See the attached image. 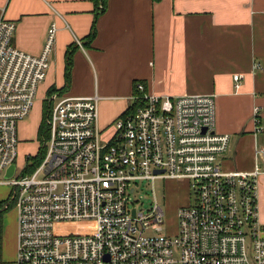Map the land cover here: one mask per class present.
Wrapping results in <instances>:
<instances>
[{
    "label": "built area",
    "instance_id": "obj_1",
    "mask_svg": "<svg viewBox=\"0 0 264 264\" xmlns=\"http://www.w3.org/2000/svg\"><path fill=\"white\" fill-rule=\"evenodd\" d=\"M56 29L53 23L35 55L15 45L16 22L0 17V184L13 187L18 212L17 257L0 264H264L258 207L264 147L256 145L252 170H223L230 134L216 130L213 94L155 95L137 81L133 108L105 135L98 95L54 92L49 136L37 151L46 147L45 156L30 171L37 153L28 154L19 169V123L51 68ZM242 79L234 75L236 90ZM157 179H187L194 194L179 208L173 234L148 233L166 222L156 198L147 209L129 199L132 183Z\"/></svg>",
    "mask_w": 264,
    "mask_h": 264
},
{
    "label": "crops",
    "instance_id": "obj_2",
    "mask_svg": "<svg viewBox=\"0 0 264 264\" xmlns=\"http://www.w3.org/2000/svg\"><path fill=\"white\" fill-rule=\"evenodd\" d=\"M101 3L0 0V17L16 22L15 45L28 53L40 54L49 27L57 26L52 65L39 87L42 117L49 88L66 83L71 49L70 87L57 94L98 95L105 135L131 106L137 81L155 95L213 94L216 130L230 134L223 170H252L256 145L264 147V0H108L90 40ZM235 74L243 76L238 90ZM258 207L264 226V174L258 178Z\"/></svg>",
    "mask_w": 264,
    "mask_h": 264
},
{
    "label": "rangeland",
    "instance_id": "obj_3",
    "mask_svg": "<svg viewBox=\"0 0 264 264\" xmlns=\"http://www.w3.org/2000/svg\"><path fill=\"white\" fill-rule=\"evenodd\" d=\"M43 90L40 88L38 99L36 100L31 113L19 123V155L17 165L19 169L25 166L27 162L25 155H34L40 147L38 137V125L42 119L41 98ZM45 100L46 104L49 102ZM44 103L43 109H47ZM45 136L43 139H46ZM136 191L129 196L130 201L137 208H149L155 198L165 210V224L160 232L149 231L150 234L164 235L173 234L178 228V210L185 204L193 201L194 194L187 179H157L153 183L148 180H140L132 183ZM13 187L8 184L0 185V201L10 198ZM66 224H57L56 230L62 234L65 232ZM18 248V212L15 204L5 211L4 214V232L1 248V260H15Z\"/></svg>",
    "mask_w": 264,
    "mask_h": 264
},
{
    "label": "trees",
    "instance_id": "obj_4",
    "mask_svg": "<svg viewBox=\"0 0 264 264\" xmlns=\"http://www.w3.org/2000/svg\"><path fill=\"white\" fill-rule=\"evenodd\" d=\"M96 1L98 2V0ZM107 1L108 0H102L103 7H100V6L97 7V11L95 13V20L88 34V37L90 40L94 38L96 35V18L98 17L100 12L106 9ZM72 64H73V51L71 49H68L66 52V69H65L66 83L64 87L60 89L55 88V87H50L48 90L49 96L52 95L54 92H59V91L68 89L70 87ZM46 106H47V109L44 108L43 117L39 125V129H38V137H39L40 142L43 140L45 136H49L48 126H47V117L49 114L50 103L48 102ZM132 108H133V104L126 110V112L131 110ZM45 151H46V147L40 148L39 152L34 157H32V163L30 164V169H29L30 171H33L41 163V161L43 160L45 156ZM12 195L13 194L10 195V198L0 201V261H1V248H2V239H3V231H4V214H5V211L8 210L11 207V205L15 203Z\"/></svg>",
    "mask_w": 264,
    "mask_h": 264
},
{
    "label": "water",
    "instance_id": "obj_5",
    "mask_svg": "<svg viewBox=\"0 0 264 264\" xmlns=\"http://www.w3.org/2000/svg\"><path fill=\"white\" fill-rule=\"evenodd\" d=\"M15 169H16V165L12 164L10 168L8 169L6 176L11 177L13 173L15 172ZM157 172H161V171L158 170Z\"/></svg>",
    "mask_w": 264,
    "mask_h": 264
}]
</instances>
